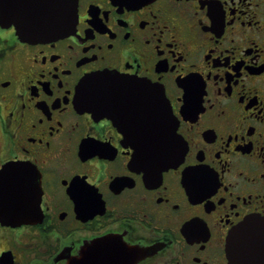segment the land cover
Here are the masks:
<instances>
[{
    "label": "flooded vegetation",
    "instance_id": "1",
    "mask_svg": "<svg viewBox=\"0 0 264 264\" xmlns=\"http://www.w3.org/2000/svg\"><path fill=\"white\" fill-rule=\"evenodd\" d=\"M76 4L52 41L0 25V264H234L228 233L264 219V0ZM163 105L186 151L135 165Z\"/></svg>",
    "mask_w": 264,
    "mask_h": 264
},
{
    "label": "water",
    "instance_id": "2",
    "mask_svg": "<svg viewBox=\"0 0 264 264\" xmlns=\"http://www.w3.org/2000/svg\"><path fill=\"white\" fill-rule=\"evenodd\" d=\"M120 1L139 3L142 0ZM76 5V0H0V25H12L20 39L52 41L74 27ZM93 77L92 83L98 87L94 89L98 93L94 99L108 102L98 109L104 114L116 115L113 83L120 82L122 78L113 72H102ZM162 108L159 120L153 114V121H148L149 132L142 136L144 139L133 141L135 153L132 163L135 165L163 170L176 163L186 151L183 139L176 133V123H173L171 115L168 121L164 105ZM147 109L149 113L157 112L155 104ZM128 136L133 137L131 134ZM16 218L18 216L11 210L2 215L5 221ZM225 245L227 256L234 264H264V219L246 218L228 233Z\"/></svg>",
    "mask_w": 264,
    "mask_h": 264
}]
</instances>
